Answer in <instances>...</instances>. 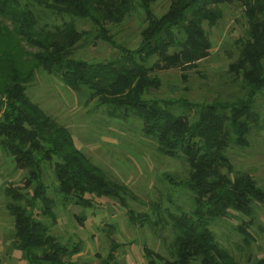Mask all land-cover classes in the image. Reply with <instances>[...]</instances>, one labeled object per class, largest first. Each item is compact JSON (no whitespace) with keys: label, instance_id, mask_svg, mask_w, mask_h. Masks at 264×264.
Here are the masks:
<instances>
[{"label":"trees","instance_id":"1","mask_svg":"<svg viewBox=\"0 0 264 264\" xmlns=\"http://www.w3.org/2000/svg\"><path fill=\"white\" fill-rule=\"evenodd\" d=\"M155 2L0 0V149L23 171L22 184H9L4 193L12 244L26 264H92L79 259V242L62 243L51 233L56 203L47 194L50 187L69 209L91 208L102 200L123 209L130 224L168 223L171 259L143 247L149 264H238L212 229L237 214L249 218L236 227L244 246L253 240L248 227L255 207H264V189L249 174L234 173L226 152L246 146L262 123L254 102L264 89V0H169L160 14L153 10ZM226 5H237L244 20L234 40L236 56L226 69L242 95L210 102L153 97L162 83L159 71L191 69L209 55L204 26L216 25ZM135 12L144 23L135 48L120 46V53L106 61L74 56L90 35L113 45L110 27ZM77 20L91 29H78ZM39 69L109 117L134 119L160 155L180 160L185 175L164 177L173 191L186 193L188 210L181 205L171 212L159 203L142 212L130 207L135 196L126 184L93 163L70 131L28 96ZM112 250L98 255L96 264H118ZM256 264H264V257Z\"/></svg>","mask_w":264,"mask_h":264},{"label":"rangeland","instance_id":"2","mask_svg":"<svg viewBox=\"0 0 264 264\" xmlns=\"http://www.w3.org/2000/svg\"><path fill=\"white\" fill-rule=\"evenodd\" d=\"M168 3L169 0H156L154 12L162 13ZM222 12L216 25L204 26L211 43L209 55L191 69L159 71L157 75L162 83L152 93L153 97L210 102L233 100L242 95L240 83L232 81L226 69L236 56L234 40L242 33L244 20L237 5H226ZM76 24L78 29H91L87 21L77 20ZM143 24L142 16L132 13L121 24L110 27L113 45L90 35L78 46L74 56L89 62L112 59L120 53L118 47L133 49L138 45ZM26 91L46 114L70 131L76 147L93 163L111 179L126 184L135 196L129 200L130 207L142 212L148 211L151 204L159 203L171 212H176V207L181 205L188 210L186 193L180 189L173 191L164 177L168 174L178 180L185 175L184 165L180 160L160 155L150 140L140 134L134 119L123 121L109 117L104 108H93L85 95L70 91L42 69L36 71ZM254 109L262 121L260 130L251 132L246 146L230 147L226 153L234 173L249 174L264 189V89L255 96ZM13 165L11 158L0 149V264H26L12 244V218L4 193L7 185L22 184L23 171ZM45 181L51 184L49 177ZM50 188L47 194L56 203L55 224L50 231L62 243L79 242L80 260L96 264L98 255L106 256L112 247L118 264H149L143 247L159 253L164 260L171 259L172 234L168 223L130 224L123 209L102 200H95L96 206L91 208L69 209ZM77 216L84 218L80 222ZM252 218L248 230L253 240L248 247L236 230L248 217L237 214L212 227L220 244L238 264H256L264 257V207L256 206ZM155 219V215H151V220Z\"/></svg>","mask_w":264,"mask_h":264}]
</instances>
